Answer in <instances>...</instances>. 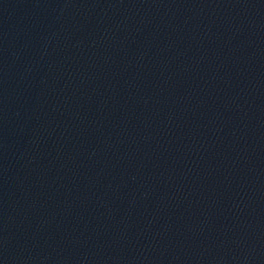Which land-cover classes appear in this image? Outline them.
Masks as SVG:
<instances>
[{"label": "water", "instance_id": "95a60500", "mask_svg": "<svg viewBox=\"0 0 264 264\" xmlns=\"http://www.w3.org/2000/svg\"><path fill=\"white\" fill-rule=\"evenodd\" d=\"M0 264H264V0H0Z\"/></svg>", "mask_w": 264, "mask_h": 264}]
</instances>
